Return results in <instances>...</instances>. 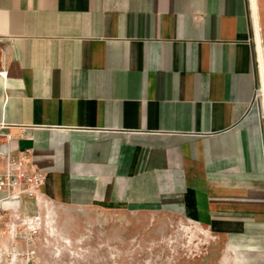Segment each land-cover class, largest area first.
Returning a JSON list of instances; mask_svg holds the SVG:
<instances>
[{"label": "crops", "instance_id": "1", "mask_svg": "<svg viewBox=\"0 0 264 264\" xmlns=\"http://www.w3.org/2000/svg\"><path fill=\"white\" fill-rule=\"evenodd\" d=\"M253 17L250 0H0V125L26 127L13 146L44 176L6 214L157 208L264 264Z\"/></svg>", "mask_w": 264, "mask_h": 264}, {"label": "rangeland", "instance_id": "2", "mask_svg": "<svg viewBox=\"0 0 264 264\" xmlns=\"http://www.w3.org/2000/svg\"><path fill=\"white\" fill-rule=\"evenodd\" d=\"M256 4L264 54V0H256ZM256 96L261 114L258 92ZM0 264L235 261L223 237L206 224L181 214L157 208L44 206L31 217L9 214L0 220Z\"/></svg>", "mask_w": 264, "mask_h": 264}, {"label": "built area", "instance_id": "3", "mask_svg": "<svg viewBox=\"0 0 264 264\" xmlns=\"http://www.w3.org/2000/svg\"><path fill=\"white\" fill-rule=\"evenodd\" d=\"M0 76L4 77L5 72L0 71ZM25 130L24 126L18 127L16 138L7 126L0 125V220L7 215L5 202L18 201L22 196L36 199L44 182L43 174L31 160V150L13 146Z\"/></svg>", "mask_w": 264, "mask_h": 264}, {"label": "bare ground", "instance_id": "4", "mask_svg": "<svg viewBox=\"0 0 264 264\" xmlns=\"http://www.w3.org/2000/svg\"><path fill=\"white\" fill-rule=\"evenodd\" d=\"M250 4L254 16L253 17L254 35H255V43H256V51H257V59H258L259 98H260L259 103L261 107V114H262L261 117L264 120V55L261 47V39L259 34L256 0H250Z\"/></svg>", "mask_w": 264, "mask_h": 264}]
</instances>
